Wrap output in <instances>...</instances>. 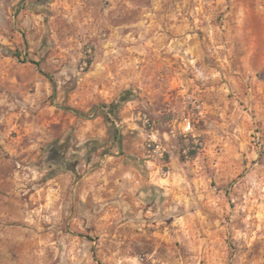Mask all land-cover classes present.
I'll use <instances>...</instances> for the list:
<instances>
[{"label": "rangeland", "instance_id": "obj_1", "mask_svg": "<svg viewBox=\"0 0 264 264\" xmlns=\"http://www.w3.org/2000/svg\"><path fill=\"white\" fill-rule=\"evenodd\" d=\"M0 264H264V0H0Z\"/></svg>", "mask_w": 264, "mask_h": 264}, {"label": "crops", "instance_id": "obj_2", "mask_svg": "<svg viewBox=\"0 0 264 264\" xmlns=\"http://www.w3.org/2000/svg\"><path fill=\"white\" fill-rule=\"evenodd\" d=\"M179 76H175V75H170L168 77V79L171 82L174 81H178L179 80ZM208 94V93H207ZM119 159V158H118ZM113 162L115 165H113L114 167H112V165H110L111 169L109 170V173H112V178L109 180L108 185L106 186V183H104V180L102 182V184L98 185L99 183H96V185L92 184V183H88L87 182V188L88 190H86V192L82 191V197L85 198L86 197V203H93V202H98L101 201L102 199H104L106 197V195L109 194H114V192H117V190H119L120 188L116 186V183L119 182L120 186L123 188H127V186H131V182L128 178H123L124 174H126L128 171L126 169V166L122 165L121 163ZM148 163H152V161H148ZM154 171H148V177H144L142 178H137L136 181H138V179L141 181V183L143 184H150L153 185L154 187H158L161 184H159L160 179H164V178H158L157 176H155L153 174ZM88 179V178H87ZM59 178H56V181H58V183H60L61 181H59ZM92 181V180H91ZM113 181V182H111ZM62 184H60L61 186ZM109 191V193H106V190ZM131 189V187L129 188ZM91 190V191H90ZM90 191V192H89ZM120 191V190H119ZM127 194V191L125 192Z\"/></svg>", "mask_w": 264, "mask_h": 264}, {"label": "built area", "instance_id": "obj_3", "mask_svg": "<svg viewBox=\"0 0 264 264\" xmlns=\"http://www.w3.org/2000/svg\"><path fill=\"white\" fill-rule=\"evenodd\" d=\"M192 102L194 104V107L197 108L199 111L201 110V106H202V102L199 98L194 97L192 99ZM144 122H148V118L146 116H144ZM193 128V124H192V120L190 117H186L184 119L183 122V130L186 132H191ZM149 143L148 146L153 145L154 143H156V136L154 134V132H151V134L149 135Z\"/></svg>", "mask_w": 264, "mask_h": 264}, {"label": "trees", "instance_id": "obj_4", "mask_svg": "<svg viewBox=\"0 0 264 264\" xmlns=\"http://www.w3.org/2000/svg\"><path fill=\"white\" fill-rule=\"evenodd\" d=\"M15 55H18V54H15ZM36 63V62H35ZM116 108V105L115 104H112L111 107H110V110L109 111H112ZM112 137L115 139L116 138V135H115V130L112 132Z\"/></svg>", "mask_w": 264, "mask_h": 264}]
</instances>
